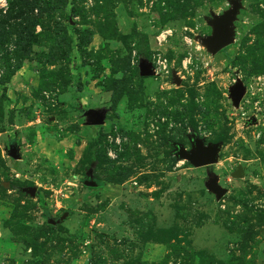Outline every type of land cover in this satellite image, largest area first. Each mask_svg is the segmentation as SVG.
Masks as SVG:
<instances>
[{
	"label": "rangeland",
	"instance_id": "rangeland-1",
	"mask_svg": "<svg viewBox=\"0 0 264 264\" xmlns=\"http://www.w3.org/2000/svg\"><path fill=\"white\" fill-rule=\"evenodd\" d=\"M239 3L211 55L229 0H0V264H264V0ZM195 136L213 165L178 159Z\"/></svg>",
	"mask_w": 264,
	"mask_h": 264
},
{
	"label": "water",
	"instance_id": "water-1",
	"mask_svg": "<svg viewBox=\"0 0 264 264\" xmlns=\"http://www.w3.org/2000/svg\"><path fill=\"white\" fill-rule=\"evenodd\" d=\"M230 8L221 15H211V19L208 24L212 27V34L210 36H205L199 38V42L211 55L218 54L221 50L228 47L234 42L233 37V22L236 19V15L240 8L239 0H229ZM151 71L147 67H142L141 75H149ZM244 92L243 86L238 83L235 85L231 91L230 96L233 99L235 105H239L242 95ZM94 122L99 124L101 121V116L99 114H94ZM219 150L218 145H205L201 139L194 137L192 139V149L186 150L182 146L177 147V157L178 159H185L192 163L196 167L210 166L216 162L217 153ZM9 156L15 160L19 158L17 153V148L12 145L9 150ZM234 177H241L240 168L237 169ZM87 186H96V182L92 179L90 181H85ZM208 189L213 192L217 199H220L225 194V189L217 185L216 179L212 178L207 185ZM61 217L60 220H63ZM60 220H53L48 218L47 221L50 225L59 223Z\"/></svg>",
	"mask_w": 264,
	"mask_h": 264
},
{
	"label": "trees",
	"instance_id": "trees-1",
	"mask_svg": "<svg viewBox=\"0 0 264 264\" xmlns=\"http://www.w3.org/2000/svg\"><path fill=\"white\" fill-rule=\"evenodd\" d=\"M17 68H15L14 70H16ZM98 137H94L91 140V143L89 144V152H90V160L92 161L95 158V150L98 147Z\"/></svg>",
	"mask_w": 264,
	"mask_h": 264
}]
</instances>
